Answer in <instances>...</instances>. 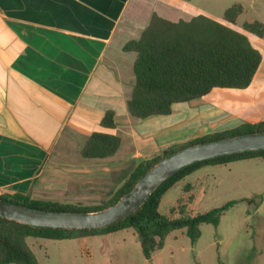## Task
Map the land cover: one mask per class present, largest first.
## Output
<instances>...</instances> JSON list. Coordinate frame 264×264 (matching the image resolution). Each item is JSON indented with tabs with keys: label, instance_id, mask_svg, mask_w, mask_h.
I'll return each mask as SVG.
<instances>
[{
	"label": "crops",
	"instance_id": "0c3cea01",
	"mask_svg": "<svg viewBox=\"0 0 264 264\" xmlns=\"http://www.w3.org/2000/svg\"><path fill=\"white\" fill-rule=\"evenodd\" d=\"M191 11L176 0H0L4 195L52 201L49 198L61 191L79 205L100 206L140 162L185 143L175 141L184 127L175 109L193 101L174 104L168 116L143 120L129 116L126 101L135 81V54L123 47L139 38L153 13L173 22L202 15ZM252 39L262 38L249 36L262 54L253 80L258 89L264 85V77H257L264 46ZM259 89L264 92V87ZM248 109L240 110L242 118L264 115ZM107 110L115 114L111 129L100 125ZM93 132L118 136V152L107 159L83 161L81 149Z\"/></svg>",
	"mask_w": 264,
	"mask_h": 264
},
{
	"label": "trees",
	"instance_id": "16d2710c",
	"mask_svg": "<svg viewBox=\"0 0 264 264\" xmlns=\"http://www.w3.org/2000/svg\"><path fill=\"white\" fill-rule=\"evenodd\" d=\"M242 12V6L238 4L231 6L224 13L225 23L204 15L173 22L153 13L139 38L128 41L123 47L124 52L135 54L133 62L135 81L132 93L126 101L129 116L134 120L168 116L172 113L174 104L202 99L216 89H248L262 62V54L251 44L249 36L263 38L264 24L254 20L236 29L234 27L236 20ZM100 125L104 128H114V112L107 110ZM263 131L264 120L257 123H243L229 130L171 145L160 155L140 162L109 201L100 206H75L31 199L22 194L2 195L0 198L44 211L100 210L116 203L151 167L175 151L193 144ZM120 145L121 140L118 136L93 132L87 138L80 155L86 160H103L114 156ZM252 158L264 160V151L223 156L185 167L167 179L136 212L105 229L41 228L0 218V264H38L27 244V239L30 238L89 239L129 231L137 238L142 255L147 260L163 248L165 239L172 232L184 230L190 241L195 243L200 237L201 224L217 226L224 212L237 202H227L205 213L189 214L185 207H179L181 202L179 199L170 214H163L160 207L164 195L204 167L226 166L232 162ZM192 187L186 183L184 190L186 189L185 193L188 192V198L193 199ZM258 199L261 202V197Z\"/></svg>",
	"mask_w": 264,
	"mask_h": 264
},
{
	"label": "rangeland",
	"instance_id": "374dc122",
	"mask_svg": "<svg viewBox=\"0 0 264 264\" xmlns=\"http://www.w3.org/2000/svg\"><path fill=\"white\" fill-rule=\"evenodd\" d=\"M176 1L188 4L191 14H202L218 22L223 20L228 8L238 4L243 12L238 16L235 28L254 20L264 24V0ZM252 42L264 46V37L252 39ZM258 73L257 77H264V62ZM260 86L256 89L254 82L246 90L216 89L213 95L175 109L184 124V130L176 133L175 141L186 142L232 129L235 125L263 121L264 115L252 119L240 115V110L248 109L247 104L254 106L248 111L264 112V92H259ZM230 114L243 120H233ZM186 183L193 185V199L185 193ZM49 199L82 206L61 191ZM179 199V207H185L189 214L205 213L230 201L237 203L224 212L217 226L201 224L200 237L195 243L184 230L172 232L165 239L163 248L150 260L144 258L137 238L129 231L89 239L30 238L27 244L38 264H264V160L252 158L197 171L164 195L161 213L170 214Z\"/></svg>",
	"mask_w": 264,
	"mask_h": 264
},
{
	"label": "water",
	"instance_id": "95a60500",
	"mask_svg": "<svg viewBox=\"0 0 264 264\" xmlns=\"http://www.w3.org/2000/svg\"><path fill=\"white\" fill-rule=\"evenodd\" d=\"M256 151H264V131L193 144L163 157L111 206L90 212H54L28 208L0 198V218L41 228L105 229L136 212L167 179L181 169L197 162Z\"/></svg>",
	"mask_w": 264,
	"mask_h": 264
},
{
	"label": "built area",
	"instance_id": "2783aa9c",
	"mask_svg": "<svg viewBox=\"0 0 264 264\" xmlns=\"http://www.w3.org/2000/svg\"><path fill=\"white\" fill-rule=\"evenodd\" d=\"M4 195V191L2 188H0V196Z\"/></svg>",
	"mask_w": 264,
	"mask_h": 264
}]
</instances>
